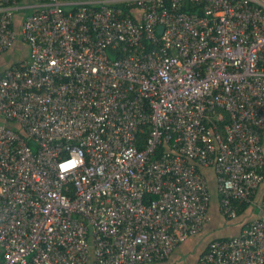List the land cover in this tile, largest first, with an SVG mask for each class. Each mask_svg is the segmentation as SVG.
Segmentation results:
<instances>
[{
  "label": "built area",
  "instance_id": "obj_1",
  "mask_svg": "<svg viewBox=\"0 0 264 264\" xmlns=\"http://www.w3.org/2000/svg\"><path fill=\"white\" fill-rule=\"evenodd\" d=\"M18 37L0 264L163 261L209 220L203 168L223 215H264V0H0V52ZM194 264H264V217Z\"/></svg>",
  "mask_w": 264,
  "mask_h": 264
},
{
  "label": "crops",
  "instance_id": "obj_2",
  "mask_svg": "<svg viewBox=\"0 0 264 264\" xmlns=\"http://www.w3.org/2000/svg\"><path fill=\"white\" fill-rule=\"evenodd\" d=\"M28 1V0H27ZM23 13H25L24 11H19L17 13V26L16 28H18L20 26L19 22H20V17L23 15ZM29 53H30V49H29V45L24 42L20 37H18V39H16V42L13 43V45L7 50L5 51V53L0 52V71L5 68H7L8 65V61L10 60H16L17 61H24L27 60L29 57ZM4 55H6L7 57H4ZM3 62V63H2ZM11 65V64H10ZM204 173L206 175V177L209 180L210 183V191L212 194V201H211V205H210V209H209V220L207 221V223L205 224V227L203 229L202 232L203 233V237L202 236H198L194 235L189 237L188 239H186L184 242H182L171 254L170 256L163 260V261H158V262H152V263H148V264H171L172 261H174L175 264H180V258H178L182 251H187L188 249H192L195 251V254L193 255V263L197 262L199 256L201 255V253L203 252V250L205 249L206 245L208 244V242L214 238H221V237H233L235 235H237L238 233H240V231L242 230V228L244 227V225L246 223H248L249 221H251L252 219H254L255 217H259V216H263V214L258 212V209L255 207V205H249V207L242 213V214H238V217L235 219H238L236 222L232 223L229 227L232 231V234L230 235H226V236H218L217 235V231H215V223L220 221V217L217 216V211L224 216L225 218L228 219V217H226L225 215H223L221 213L220 210V195L218 193L217 190V183L214 185L215 187L213 188L212 185L215 183V180L217 181V176L216 173L213 169L211 168H204ZM264 194V183L262 184V186L260 187L255 201H259L258 199H261L263 197ZM217 218H214L216 217ZM234 219V218H231ZM212 232V234H211ZM209 235V236H208ZM203 239V241H202ZM93 256V258H92ZM2 258V250L0 249V259ZM92 259V261H91ZM86 264H97L94 255H91L89 261Z\"/></svg>",
  "mask_w": 264,
  "mask_h": 264
},
{
  "label": "rangeland",
  "instance_id": "obj_3",
  "mask_svg": "<svg viewBox=\"0 0 264 264\" xmlns=\"http://www.w3.org/2000/svg\"><path fill=\"white\" fill-rule=\"evenodd\" d=\"M28 13H30V12H28ZM3 53H5V52H3ZM4 57H7L6 55H4ZM20 61H17L16 62V60L14 61V60H9L8 61V65H7V68L8 67H12L13 65H15V64H17V63H19ZM3 63V62H2ZM11 64V65H10ZM0 72H3V69L0 71ZM11 126H13L15 129H18L19 128V126H20V124H18V123H16V122H12L11 123ZM20 130H21V132H23L24 133V131L22 130V128H21V126H20ZM36 147V146H35ZM217 183V181L215 180V183L212 185V187L214 188L215 186V184ZM211 189V188H210ZM217 216H219L220 217V221L219 222H217V223H215V231H217V235L218 236H226V235H230V234H232V231H231V229H230V225L232 224V223H234V222H236L238 219H231V218H225L224 216H222L218 211H217ZM217 216L216 217H214V218H217ZM238 217V216H237ZM236 217V218H237ZM203 233L204 232H201L198 236H202L203 235ZM211 234H212V232H211ZM209 236V235H208ZM203 237V236H202ZM202 241H203V239H202ZM195 254V251L194 250H192V249H188L187 251H182V253H181V255L178 257V258H180V264H192L193 263V260H194V258H193V255ZM92 258H93V256H92ZM91 261H92V259H91ZM171 264H175L174 263V261H172V263Z\"/></svg>",
  "mask_w": 264,
  "mask_h": 264
},
{
  "label": "trees",
  "instance_id": "obj_4",
  "mask_svg": "<svg viewBox=\"0 0 264 264\" xmlns=\"http://www.w3.org/2000/svg\"><path fill=\"white\" fill-rule=\"evenodd\" d=\"M199 168H200V166H199ZM202 169V168H201ZM200 169V170H201ZM207 169V168H206ZM211 169H213V168H211ZM203 170V173H204V168L202 169ZM214 170V169H213ZM205 174V173H204ZM249 207V204H246V203H244V204H242V205H240V207L238 208V214H242L247 208ZM210 242V241H209ZM208 242V243H209Z\"/></svg>",
  "mask_w": 264,
  "mask_h": 264
},
{
  "label": "water",
  "instance_id": "obj_5",
  "mask_svg": "<svg viewBox=\"0 0 264 264\" xmlns=\"http://www.w3.org/2000/svg\"><path fill=\"white\" fill-rule=\"evenodd\" d=\"M160 30L162 31L163 30V27H160Z\"/></svg>",
  "mask_w": 264,
  "mask_h": 264
},
{
  "label": "clouds",
  "instance_id": "obj_6",
  "mask_svg": "<svg viewBox=\"0 0 264 264\" xmlns=\"http://www.w3.org/2000/svg\"><path fill=\"white\" fill-rule=\"evenodd\" d=\"M258 200H260V199H258Z\"/></svg>",
  "mask_w": 264,
  "mask_h": 264
}]
</instances>
